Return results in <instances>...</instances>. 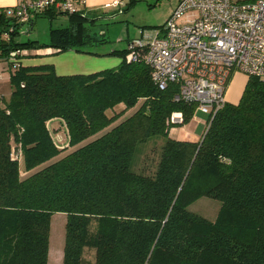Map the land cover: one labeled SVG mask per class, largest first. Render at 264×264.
I'll return each instance as SVG.
<instances>
[{
  "label": "trees",
  "instance_id": "1",
  "mask_svg": "<svg viewBox=\"0 0 264 264\" xmlns=\"http://www.w3.org/2000/svg\"><path fill=\"white\" fill-rule=\"evenodd\" d=\"M61 15L67 26L50 28L46 41L19 40L36 17ZM94 22L79 10L48 9L27 26L0 15V56L17 58L0 103V264H47L56 212L66 215L61 264H85V250L92 264H264V79L248 76L239 101L207 116L197 141L175 139L171 129L189 122L196 104L174 99L177 84L158 88L142 58L127 60L130 39L97 50L106 40L89 34ZM42 48L121 61L69 75L52 64L22 65ZM175 112L181 122L170 120ZM53 118L65 124L69 149L56 146ZM152 139L161 140L155 168L136 170ZM201 197L220 202L213 220L188 208Z\"/></svg>",
  "mask_w": 264,
  "mask_h": 264
},
{
  "label": "built area",
  "instance_id": "2",
  "mask_svg": "<svg viewBox=\"0 0 264 264\" xmlns=\"http://www.w3.org/2000/svg\"><path fill=\"white\" fill-rule=\"evenodd\" d=\"M81 1L18 0L0 8V15L27 24L48 9L72 13ZM123 4L115 0L108 6ZM137 58L151 67L158 88L177 84L174 99L195 103L211 120L226 102L234 72L264 79V0H178L161 26L140 29L128 41L126 59ZM9 63H17L16 51L0 56V80ZM170 120L181 122L182 114L175 112ZM11 157L20 160L21 154L13 151Z\"/></svg>",
  "mask_w": 264,
  "mask_h": 264
},
{
  "label": "rangeland",
  "instance_id": "3",
  "mask_svg": "<svg viewBox=\"0 0 264 264\" xmlns=\"http://www.w3.org/2000/svg\"><path fill=\"white\" fill-rule=\"evenodd\" d=\"M177 2L178 0H136L130 9L122 14L116 13L100 16L99 19L95 20L94 25H89V34L95 39H105L106 43L103 45H97L95 48L100 51L112 48H124L126 40L137 37L140 29L150 30L154 27L161 26L169 17ZM67 24L68 20L64 15L58 16L54 19H49L46 16H38L34 19V23L29 32H22L19 35V40L25 41L26 39L31 38L39 41H46L49 37L50 28L64 27L67 26ZM10 92L9 72L5 71L2 80H0V96L2 95L0 103L9 99ZM122 108V105H118L113 110L108 111V114L111 115L117 113ZM130 112L131 111H127L125 115H128ZM206 120L207 114L196 110L189 122L183 125V127L177 126L176 129L182 127L187 130L189 134H196L198 136L205 130ZM56 124L57 123L55 122L52 126H55ZM160 146V139H152L143 144L137 154L134 168L139 171L153 170L157 163ZM19 163L21 174L24 176L22 159H20ZM219 206L220 202L218 200L210 197H201L188 208L209 220H213ZM65 222L66 215L64 213L56 212L50 217L47 264H60L62 261ZM93 255V251L85 250V264L93 263Z\"/></svg>",
  "mask_w": 264,
  "mask_h": 264
},
{
  "label": "crops",
  "instance_id": "4",
  "mask_svg": "<svg viewBox=\"0 0 264 264\" xmlns=\"http://www.w3.org/2000/svg\"><path fill=\"white\" fill-rule=\"evenodd\" d=\"M17 1L18 0H0V8L12 6ZM113 1L115 0H82L77 6V10L81 11L83 16L86 18L90 20H96L105 14H116V7L108 6V4L112 3ZM120 1L124 2L125 0ZM30 25L32 27L33 23H30ZM54 52L55 49L53 48L30 50V54L37 55L23 58L22 65L52 64L54 66L55 72L58 75H69L94 73L103 69L115 67L121 61V58L116 56H100L76 52L75 50H68L62 53ZM247 79L248 76L242 72H234L231 75L225 90L226 102L236 104L239 101ZM55 122L57 124L52 126V124ZM47 124L54 141L56 138L59 140V143H56L57 147L69 148V138L65 124L58 118L50 119ZM182 127H180V129L172 128L169 135L175 139L191 141H197L202 135H191Z\"/></svg>",
  "mask_w": 264,
  "mask_h": 264
},
{
  "label": "water",
  "instance_id": "5",
  "mask_svg": "<svg viewBox=\"0 0 264 264\" xmlns=\"http://www.w3.org/2000/svg\"><path fill=\"white\" fill-rule=\"evenodd\" d=\"M9 20H13V18H8Z\"/></svg>",
  "mask_w": 264,
  "mask_h": 264
}]
</instances>
